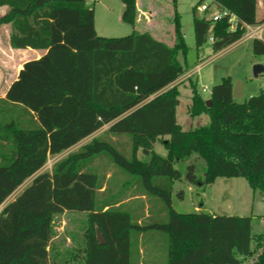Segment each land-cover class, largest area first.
Segmentation results:
<instances>
[{"label": "trees", "instance_id": "1", "mask_svg": "<svg viewBox=\"0 0 264 264\" xmlns=\"http://www.w3.org/2000/svg\"><path fill=\"white\" fill-rule=\"evenodd\" d=\"M88 1L0 0V7L9 8L0 23L11 26V47L48 50L47 57L31 66L46 68L50 58L57 57L53 66L64 74L60 86L47 82L42 88L17 89L18 95L60 94L53 106L37 95L0 99V207L34 177L0 213V264H57L59 255L51 249L54 219L65 212L88 215L86 246L70 251L69 258L64 257L67 264H141L140 259L132 261V241L149 231L167 236V264H245L251 259L252 264H264V237L256 243L252 217L183 214L172 207L174 183L183 178L200 188L219 178H244L264 196V89L238 102L228 77L212 88L208 107V100L192 85L189 115H208L210 122L184 131L175 116L178 86L147 102L187 72L178 61V53L186 52L178 0H172L170 46L136 30L120 38L97 35ZM121 1L122 20L134 28L136 0ZM212 3L236 17V29H231L229 17L214 22L196 14L198 49L212 38V50L218 53L239 42L246 26L264 22L256 16L257 0ZM251 45L254 55L264 56V40L255 38ZM66 101L73 120L74 114L87 119L89 134L136 111L119 124L118 131L92 139L57 162L51 172L37 174L51 154L71 145L56 146L46 120ZM158 143L166 157L155 152ZM181 165L186 166L184 177L177 168ZM129 193L148 202L150 214L143 224L124 203ZM177 196L183 198V192ZM145 200L140 201L142 208Z\"/></svg>", "mask_w": 264, "mask_h": 264}, {"label": "rangeland", "instance_id": "2", "mask_svg": "<svg viewBox=\"0 0 264 264\" xmlns=\"http://www.w3.org/2000/svg\"><path fill=\"white\" fill-rule=\"evenodd\" d=\"M200 1L178 0L177 4L186 43V52L178 53V61L187 69V72L178 81L179 104L175 107V116L177 123L184 131L205 126L210 122L208 115H201L196 118L189 115V108L192 104V85L195 86L197 93L203 99L208 100L212 88L230 77L234 84L240 82L243 85V96L237 99L238 102L256 96L264 89V74L258 78L253 75V68L256 64L264 66V56L254 55L251 42L244 39L245 35L239 43L218 53L213 52L210 38L200 49L197 48L193 24L194 17L199 12L197 10L194 12V7L200 6ZM87 4L94 10L96 32L101 37H126L133 30H136L149 32L155 39L167 44L173 42L174 12L172 0H136L137 18L134 28L122 20L124 5L121 0H89ZM202 4L209 5L210 9L208 12L200 13L201 17L208 18L217 13L211 0H204ZM2 14L3 11L0 10V18ZM9 25L0 23V96L5 95L7 99L18 101L19 99H14L15 96L29 98L31 95L34 97L37 95L38 99L47 100L50 106H53V103L58 104L60 94H17L18 88L25 90L36 87L42 88L45 86L44 84L50 83L60 86L59 80L63 79L64 74L57 73L62 68L53 66L52 60L57 57H53L52 60L50 58V65L46 68L40 65L32 67L31 64L35 61H30L31 58H34L31 52H20L10 46ZM47 56L48 53L42 58ZM33 74H38V77ZM46 86L49 87V85ZM204 87L207 88L205 92L203 91ZM159 95L161 94L153 95L147 102L154 100ZM67 103L66 101L60 105L56 112H50L46 120H49V125L52 126L50 137L57 142L56 146H63L68 142H71V145L62 149L59 154H51L42 172H51L54 165L59 162L58 160L77 151L79 147L92 139L118 131L119 124L130 117L133 111H136V109L130 111L105 125L99 131L89 134L90 127L87 119L83 118L82 114H74L76 119L73 120L74 112H69L70 105ZM141 107L139 106L137 109ZM155 152L162 157L167 155V151L159 143L155 146ZM198 164L200 165L201 161ZM177 168L184 177L186 166L181 165ZM23 189L24 186L16 191L5 204L13 200ZM179 191L183 192V198L177 196ZM141 200L145 199L129 193L125 195L124 203L128 208L134 209L136 214L140 216L137 222L143 224L146 215L150 213L147 212L148 202L144 201L143 209ZM172 207L178 213L183 214L193 213L196 208H202L203 212L216 215L250 216L252 217V231L256 243H259L260 237H264V196L260 191L254 192L244 178H219L213 185L203 188L190 186L183 178L174 183ZM1 209L2 207L0 211ZM87 216L86 213L65 212L55 217L51 249L54 254L59 255L60 260L57 264H67L64 262L66 258H69L67 255L70 254V251L85 248V235L88 228ZM132 242L133 263L140 259L143 264H167L168 240L164 233L149 231L142 235H135ZM254 247L256 248V245ZM257 250L260 249L257 248ZM252 260L245 264H252Z\"/></svg>", "mask_w": 264, "mask_h": 264}, {"label": "crops", "instance_id": "3", "mask_svg": "<svg viewBox=\"0 0 264 264\" xmlns=\"http://www.w3.org/2000/svg\"><path fill=\"white\" fill-rule=\"evenodd\" d=\"M0 10L1 11H3V14H2V16H1V18L3 17V16H5L7 13H8V11H9V8L8 7H6V6H4V7H0ZM124 11V10H123ZM256 16H257V19L258 20H264V0H257V10H256ZM9 27H10V32H11V26L9 25ZM95 27H96V23H95ZM96 29V28H95ZM97 33V32H96ZM98 35V34H97ZM255 38H257V39H262V40H264V22L263 23H261V24H258V25H256V26H249L248 28H247V32H246V34H245V40H250V42L253 40V39H255ZM243 39V38H242ZM241 39V40H242ZM240 40V41H241ZM160 41V40H159ZM239 41V42H240ZM161 42H163V41H161ZM239 42H237V43H239ZM173 43V42H172ZM237 43H235V44H237ZM167 44V43H166ZM234 44V45H235ZM167 45H172V44H167ZM11 46V45H10ZM14 50H17V51H20V52H31V54H33L34 55V58H31L30 59V61H39V59H41L45 54H47L49 51L48 50H34V49H31V48H27V49H14ZM199 69V68H198ZM181 78V77H180ZM180 78L176 81V82H174L173 84H171L170 86H168L166 89H164V90H162V91H160L159 93H157V94H164L166 91H168L169 89H171V88H173V87H175V86H178V81L180 80ZM0 99H7L6 98V96L5 95H1L0 96ZM31 110V112H32V114L35 116V118L38 120V121H40L39 120V114L37 113V112H35V111H33L32 109H30ZM89 143V142H88ZM85 145V144H84ZM83 146V145H82ZM80 148V147H79ZM76 152V151H75ZM73 153V152H72ZM69 154H71V153H69ZM68 154V155H69ZM67 155V156H68ZM66 156V157H67ZM65 158V157H64ZM64 158H62V159H64ZM62 159H60V160H62ZM60 160H58V161H60ZM40 173H42V170L41 171H39L37 174H40ZM33 178L34 177H32V178H30V179H28L21 187H23L24 186V189L27 187V186H29L30 184H31V182H32V180H33ZM27 183V184H26ZM21 187H19L16 191H18ZM23 189V190H24ZM23 190H21V191H19V193L15 196V198L17 197V196H19L21 193H22V191ZM16 191L14 192V193H16ZM13 193V194H14ZM12 194V195H13ZM11 195V196H12ZM10 196V197H11ZM9 197V198H10ZM8 198V199H9ZM14 198V199H15ZM13 199V200H14ZM12 201V200H11ZM10 201V202H11ZM9 202H7V204H8ZM5 204V203H4ZM3 204V205H4ZM7 204H5L4 206L2 205L1 207H2V209H1V211L3 210V208L7 205ZM0 207V208H1ZM1 211H0V213H1ZM200 212H203V210H202V208H196L195 209V211L193 212V213H200ZM205 213V212H204ZM212 214V213H211ZM214 214V213H213ZM141 264H143V263H141Z\"/></svg>", "mask_w": 264, "mask_h": 264}, {"label": "built area", "instance_id": "4", "mask_svg": "<svg viewBox=\"0 0 264 264\" xmlns=\"http://www.w3.org/2000/svg\"><path fill=\"white\" fill-rule=\"evenodd\" d=\"M211 2H213V0H211ZM212 4L216 8L217 13L214 14L213 16L208 17V18H210L214 22H216V21L221 20L222 18L229 17V23L231 24V29L235 30L236 29V17L234 15H232V14L230 15L227 10L218 9V7H217V5L215 3H212ZM209 9H210L209 5H206V4H201L200 6L197 7V11L199 12V14L209 11ZM248 27L249 26H246V30H247ZM210 41L212 42L213 39L210 38ZM203 91L204 92L207 91V88L204 87Z\"/></svg>", "mask_w": 264, "mask_h": 264}, {"label": "water", "instance_id": "5", "mask_svg": "<svg viewBox=\"0 0 264 264\" xmlns=\"http://www.w3.org/2000/svg\"><path fill=\"white\" fill-rule=\"evenodd\" d=\"M264 74V66L261 64H256L253 68V75L255 78H258L260 75ZM243 96V85L240 82H237L236 84H234V88H233V98L235 100L241 98ZM207 105L210 106L211 105V101H207ZM98 239L100 241L101 244H104V239L102 237V235L98 232L97 233Z\"/></svg>", "mask_w": 264, "mask_h": 264}]
</instances>
